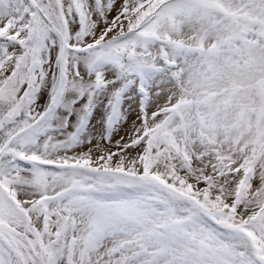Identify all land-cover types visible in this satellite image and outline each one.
Listing matches in <instances>:
<instances>
[{
  "label": "snow or ice",
  "instance_id": "snow-or-ice-1",
  "mask_svg": "<svg viewBox=\"0 0 264 264\" xmlns=\"http://www.w3.org/2000/svg\"><path fill=\"white\" fill-rule=\"evenodd\" d=\"M0 264H264V0H0Z\"/></svg>",
  "mask_w": 264,
  "mask_h": 264
}]
</instances>
